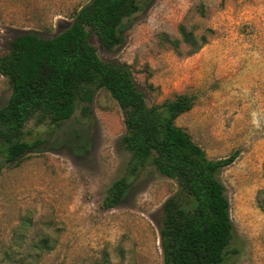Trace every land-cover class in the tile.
Listing matches in <instances>:
<instances>
[{
    "label": "rangeland",
    "instance_id": "rangeland-1",
    "mask_svg": "<svg viewBox=\"0 0 264 264\" xmlns=\"http://www.w3.org/2000/svg\"><path fill=\"white\" fill-rule=\"evenodd\" d=\"M88 1L0 0V56L23 32L59 34ZM141 3L123 21V44L106 50L91 42L103 60L129 65L148 105L194 97L176 124L209 158L237 153L219 173L234 227L225 264H264V0ZM180 23L206 43L189 52ZM9 94L0 74V107ZM124 132L122 111L104 88L59 125L26 123L24 139L43 141L1 165L0 264H163L158 223L175 180L147 166L118 205L103 206L130 159Z\"/></svg>",
    "mask_w": 264,
    "mask_h": 264
},
{
    "label": "trees",
    "instance_id": "trees-1",
    "mask_svg": "<svg viewBox=\"0 0 264 264\" xmlns=\"http://www.w3.org/2000/svg\"><path fill=\"white\" fill-rule=\"evenodd\" d=\"M142 8L141 0H89L69 26L52 37L27 31L15 36L0 56V74L10 86L0 107V168L37 152L42 139H24L30 120L61 124L76 103H91L99 88L118 103L125 125L121 145L130 153L126 173L107 188L103 206L111 208L147 166L175 180L177 189L162 204L158 223L163 264H225L233 238L230 202L219 177L237 157L209 158L190 134L176 124L194 105V97L178 93L148 105L128 64L103 60L91 42L112 50L124 43L122 24ZM180 40L194 52L207 41L185 24ZM180 40H175L177 45ZM87 113L88 106H84Z\"/></svg>",
    "mask_w": 264,
    "mask_h": 264
}]
</instances>
